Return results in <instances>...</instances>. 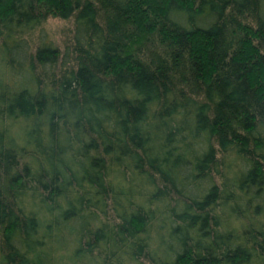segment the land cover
Returning a JSON list of instances; mask_svg holds the SVG:
<instances>
[{"label": "trees", "instance_id": "obj_1", "mask_svg": "<svg viewBox=\"0 0 264 264\" xmlns=\"http://www.w3.org/2000/svg\"><path fill=\"white\" fill-rule=\"evenodd\" d=\"M0 264H264V0H0Z\"/></svg>", "mask_w": 264, "mask_h": 264}, {"label": "rangeland", "instance_id": "obj_2", "mask_svg": "<svg viewBox=\"0 0 264 264\" xmlns=\"http://www.w3.org/2000/svg\"><path fill=\"white\" fill-rule=\"evenodd\" d=\"M63 24L64 22L61 21L60 19L50 17L46 20V22L44 23V26L49 34L52 33V35L55 36L56 41H57V38L59 37V30L61 26H63Z\"/></svg>", "mask_w": 264, "mask_h": 264}]
</instances>
